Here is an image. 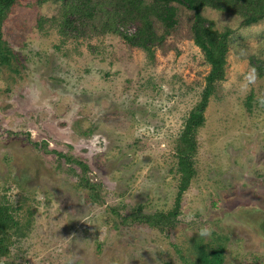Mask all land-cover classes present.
<instances>
[{"label":"rangeland","instance_id":"1","mask_svg":"<svg viewBox=\"0 0 264 264\" xmlns=\"http://www.w3.org/2000/svg\"><path fill=\"white\" fill-rule=\"evenodd\" d=\"M176 6L151 59L103 11L67 37L63 3L18 0L3 27L17 59L0 65V205L19 227L13 264H201L221 248L224 264H264V77L251 64L264 60V20L202 11L231 36L226 78L197 133L196 175L172 228L130 220L175 209L179 138L210 72L194 12Z\"/></svg>","mask_w":264,"mask_h":264},{"label":"trees","instance_id":"2","mask_svg":"<svg viewBox=\"0 0 264 264\" xmlns=\"http://www.w3.org/2000/svg\"><path fill=\"white\" fill-rule=\"evenodd\" d=\"M63 3L60 23V34L73 36L84 25V19H94L96 13L103 11L115 21L113 31L120 34L126 42L144 50L149 58L154 59V50L161 46L166 36L177 24L179 4L194 12L192 25L193 39L197 47L204 53L210 66L201 100L191 111L184 131L182 132L177 152L179 158L178 171L181 175L176 206L173 211L154 215L138 213L130 220L140 221L154 227L172 228L178 220L184 193L189 189L196 175L194 157L197 151V133L206 123L205 112L218 83L226 78L227 55L231 30L220 32L215 29L214 22L203 16L202 11L212 8L219 12L237 14L243 19L244 26H252L264 20V0H154L148 4L144 0H55ZM18 0H0V65L11 66L17 59L14 51L4 39L3 27ZM112 12H109V9ZM107 11L105 12V10ZM153 18L165 28V34L159 36L154 29ZM109 24V23H108ZM107 27V25H104ZM136 27L135 32L125 33L122 28ZM107 30V28H106ZM105 30V31H106ZM252 66L259 76L264 77V60L252 58ZM93 189L94 186L88 184ZM18 223L9 207L0 205V264H13L10 246L12 235L17 234ZM201 264H224L223 249H216L211 254L203 253Z\"/></svg>","mask_w":264,"mask_h":264}]
</instances>
